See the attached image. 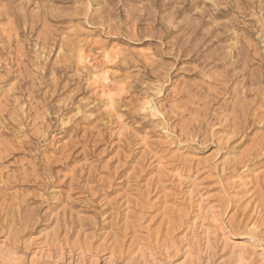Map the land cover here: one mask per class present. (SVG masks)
<instances>
[{"label":"rangeland","instance_id":"1","mask_svg":"<svg viewBox=\"0 0 264 264\" xmlns=\"http://www.w3.org/2000/svg\"><path fill=\"white\" fill-rule=\"evenodd\" d=\"M241 2L0 0V264H264V64L229 56L264 53V0Z\"/></svg>","mask_w":264,"mask_h":264},{"label":"bare ground","instance_id":"2","mask_svg":"<svg viewBox=\"0 0 264 264\" xmlns=\"http://www.w3.org/2000/svg\"><path fill=\"white\" fill-rule=\"evenodd\" d=\"M240 3H241V5H243L242 4V2H241V0H240ZM227 13L226 12H224V11H218V13L216 14V17H219V16H225ZM221 26V25H220ZM253 29H254V27H253ZM256 29V31H253L252 30V32L250 33V38H253V36H254V34L256 33H260L259 35L260 36H262L263 35V37H264V32L262 31V29L261 28H255ZM249 31V30H248ZM255 34V35H256ZM227 35V34H226ZM258 35V36H259ZM15 37V36H14ZM222 38V37H221ZM226 38V37H225ZM224 38V39H225ZM223 39V38H222ZM228 39V38H227ZM241 39V38H240ZM219 40H220V38H219ZM254 40V39H253ZM221 41V40H220ZM219 41V42H220ZM187 43V42H186ZM240 43V45L238 46V44ZM234 44H232V46H233ZM185 46V45H184ZM189 46V45H188ZM237 46V47H236ZM235 47L236 48H232V50H231V48L229 49V50H231L230 51V55L229 56H231L232 55V53L235 55V56H233V59H234V63L231 61V63H230V68H232V67H234V64H236V65H239V64H243L244 66H248V65H250V64H252L253 65V63L255 62V61H259V66H262L263 64H264V53H257V55L256 56H254V55H252V50H254L255 52H258V48L257 47H253L252 45H248L247 46V44L245 45L244 44V42L243 43H241V41L240 42H238L237 43V45H236ZM183 49H185V48H183ZM193 51L190 53L191 54V56H190V58L188 59V60H190L191 62H200V66H202V69L199 71V73H203V72H207V67L208 66H213V68H220V67H225L226 66V61H225V59H223V60H221L220 59V56H221V54H222V52H223V49L220 51V47H217L216 49H215V51L213 52V53H211V54H206V52H207V50H201L202 49V45H200V43L199 44H197V45H195L194 47H193ZM207 49V48H206ZM233 49H234V52H233ZM225 50V49H224ZM184 51V50H183ZM218 51H220V52H218ZM182 52V51H181ZM185 52V51H184ZM184 52H182V53H184ZM186 52H187V50H186ZM227 52H228V50H227ZM229 53V52H228ZM228 53L226 54V55H228ZM183 55V54H182ZM225 55V57H227ZM228 56V57H229ZM228 59V58H227ZM220 61H222V63H220ZM198 67V66H197ZM230 68H225L224 69V71H225V73L228 75V76H230ZM223 71V72H224ZM242 72V71H241ZM248 73V72H247ZM251 73H252V71H251ZM202 76V75H201ZM210 76V75H209ZM250 76V75H249ZM220 77V76H219ZM233 77V76H232ZM231 77V79L233 80L234 79V77L232 78ZM251 78H252V76H250V78H249V80H251ZM262 78L264 79V73L262 72ZM241 81V80H240ZM251 82V81H250ZM231 84V83H230ZM229 88H230V86H228ZM221 94V93H220ZM230 94L233 96L234 95V92H230ZM244 97V96H243ZM219 99V98H218ZM219 103V102H218ZM245 113V112H244ZM243 113V114H244ZM250 113H251V111H250ZM249 114V113H248ZM249 116V115H248ZM254 116H256V115H254Z\"/></svg>","mask_w":264,"mask_h":264}]
</instances>
